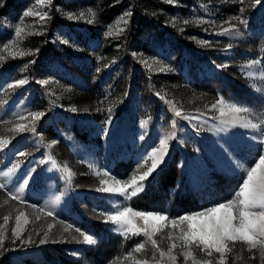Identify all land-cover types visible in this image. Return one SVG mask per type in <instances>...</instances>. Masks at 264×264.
I'll return each instance as SVG.
<instances>
[{
    "label": "rangeland",
    "instance_id": "obj_1",
    "mask_svg": "<svg viewBox=\"0 0 264 264\" xmlns=\"http://www.w3.org/2000/svg\"><path fill=\"white\" fill-rule=\"evenodd\" d=\"M30 9L48 18L24 16ZM10 41V51L31 54L0 51V139L8 140L0 149V264H170L143 233L110 221L114 209L169 221L203 211L230 199L264 154V132L242 127L264 117V0H0V48ZM20 79L27 82L10 87ZM32 112L44 113L34 132L11 131L31 127ZM173 133L156 169L134 186L139 193L99 190L147 171ZM171 167L175 184L163 186ZM166 223L152 239L165 252L177 244L176 264H185L177 237L186 225ZM192 250L201 264H218V253ZM226 264L264 261L259 248L237 242Z\"/></svg>",
    "mask_w": 264,
    "mask_h": 264
},
{
    "label": "snow or ice",
    "instance_id": "obj_2",
    "mask_svg": "<svg viewBox=\"0 0 264 264\" xmlns=\"http://www.w3.org/2000/svg\"><path fill=\"white\" fill-rule=\"evenodd\" d=\"M169 2H171V0H169ZM257 2H259V0H257ZM37 3L40 5H51L52 0H37ZM88 11L94 18L95 13L92 12L91 9ZM33 15L39 16L41 21L48 18L47 12L40 14L39 12H33L30 9L24 13V16L26 17ZM125 15H130V13H126ZM83 16L84 13H80L79 17L70 16V18H82ZM235 19H238L240 24L247 26V20L239 19L238 17ZM121 21L127 24V20L123 17H121ZM91 22L92 20L90 19L89 23ZM185 23H187V21H185ZM118 31H123V29H119ZM224 31L229 32L230 29H225ZM21 32L22 29L17 28L16 36L19 37ZM107 35L111 36L113 35V32L109 30ZM13 44V41L4 44L3 48H0V51H9L13 57L16 55L24 56L26 54H31L23 51H10ZM3 59L4 57L0 56V60ZM26 82V80L20 79L16 81L15 85H10V87L24 85ZM41 83L47 84L48 81H41ZM218 103L223 104V101H219ZM213 107L215 108L216 105H213ZM229 110L235 113L248 111L246 108L237 107L235 105H230ZM73 111H75V109H73ZM43 115L44 113L42 112H32L30 113V116L32 117V121L30 122L32 124L31 127L26 124H17L15 128L11 129V131L34 132V122L40 119ZM175 115L180 116V111L177 110ZM221 115H224V113L221 112ZM21 119L25 118L21 117ZM173 127H175V124H173ZM242 127L264 132V117L260 119L259 123H253L251 120H247L243 123ZM173 137L174 133L160 140V149L158 150L159 156L157 155V151L152 153L154 158L151 167L143 172V174L139 175V177L133 176L130 181L123 184L120 180H115L113 185L103 187L99 190L108 193L126 194L128 198L135 196L142 190V185L134 187L137 185V181H144L156 169L157 165L160 163V157L163 156V152L167 148L168 140ZM7 143L8 140L0 139V149L4 148ZM261 143L264 144V139L261 140ZM21 155H23V153H21ZM9 171L12 170L10 169ZM244 172L245 175L241 177L242 183L238 186V191H235L230 199L225 202H217L214 206L208 207L203 211H198L191 215H184L178 219H172L169 221V218L166 215L133 211L130 207L124 206L123 210H120L119 207L115 208L114 214L110 215L108 219L116 224L126 225L127 227L124 229L126 233H143L151 241L152 246L160 252L161 259L167 257L170 264H176L177 256L173 254V249L177 247V244L172 243L167 252H165L160 250L157 246L156 240L152 239L158 231L167 227L166 222H169L172 228L186 225V228H181V235L177 237V239L183 241L180 255L183 256L185 264H187L189 260H191L192 264H201V260L197 259L194 255L192 250L193 247L200 249L202 252H206L207 257H212L213 253H218V264H226V254L233 251L237 242L246 245L248 251L259 248L261 259L264 261V154H260L258 159L255 160L251 166L244 169ZM68 174L69 176L71 175V173ZM0 175H7V173H0ZM105 175H107V173H105ZM27 183L28 181L25 180L24 184ZM101 184L106 185L108 184V181L102 180ZM130 188H133V191L128 193V189ZM19 190L21 192L23 191V185H21ZM13 199H17V197L14 196ZM41 211L44 210L41 209ZM46 215L52 216L53 213L49 211ZM22 217H24V213H20V215L16 217L17 227L12 230L13 236L17 238L20 236ZM8 219V216L4 217L5 223H7ZM37 219H39V217H37ZM136 219L143 221V227L137 225ZM23 223H28L26 217L23 219ZM67 230L68 229L66 228L65 231ZM76 231L83 236V241L85 243H95L92 235L85 234L81 232L80 229H76ZM3 239V236H0V246H2ZM169 239H172L171 234H169ZM44 242L45 240H41V243ZM143 248L144 245L141 244L135 249V251L139 252ZM237 259H240V257L237 256ZM203 264H212V262L205 259L203 260Z\"/></svg>",
    "mask_w": 264,
    "mask_h": 264
},
{
    "label": "trees",
    "instance_id": "obj_3",
    "mask_svg": "<svg viewBox=\"0 0 264 264\" xmlns=\"http://www.w3.org/2000/svg\"><path fill=\"white\" fill-rule=\"evenodd\" d=\"M178 176V170L176 167L164 169L161 173V185H174Z\"/></svg>",
    "mask_w": 264,
    "mask_h": 264
}]
</instances>
